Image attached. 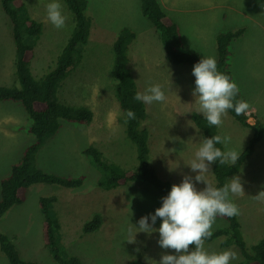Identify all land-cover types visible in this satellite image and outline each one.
Wrapping results in <instances>:
<instances>
[{
  "label": "rangeland",
  "instance_id": "1",
  "mask_svg": "<svg viewBox=\"0 0 264 264\" xmlns=\"http://www.w3.org/2000/svg\"><path fill=\"white\" fill-rule=\"evenodd\" d=\"M160 1L171 21L169 23L178 28L181 47H184L182 51L195 53L201 58L216 59L219 33L245 30L232 45L231 67L237 84L251 105L248 114L258 115L264 127V0ZM21 2L32 18L43 24L42 35L34 48L35 56L31 59L33 74L41 77L54 66L62 48L68 44L74 31L73 18L62 0H58L67 21L64 27L57 29L47 19L46 12V5L53 0ZM87 2V15L92 20L90 37L84 46L82 62L70 70L63 84L60 99H66L73 107L90 108L94 112L93 121L83 126L65 123L46 141L36 161L38 168L48 172L72 177L83 175L84 185L80 189L58 185L31 187L26 200L0 219V233L13 241L23 260L56 264L43 238L44 215L39 209L40 198L56 197L51 215L60 222L61 246L68 254L78 257L83 264H130L132 260L154 264L150 260L159 262L162 254L175 255V250L159 246L158 232L151 235L140 232L135 243H128L127 229L131 223L139 227L138 221L142 217L154 214L162 206L163 197L151 184L140 182L111 191L99 189L97 182L101 174L83 151L93 146L103 153L108 163L127 170L136 164V147L128 139L122 123V111L114 95L116 80L111 73L115 38L121 29L127 28L136 34L129 58L138 91L143 93L150 86L159 84L168 97L164 103L146 104L148 118L145 127L150 134V159L154 169L161 180L171 181L172 185L180 184L185 176L194 180L197 173L192 172L189 165L196 159L202 139L199 129L197 132L189 124L192 113L197 112L192 95L196 78L192 75L193 67L175 65L168 58L159 33L143 15L139 0ZM13 30L14 25L0 0V87L18 85ZM228 115L223 118V126L218 127L222 135L231 137L227 148L223 145L224 150L234 149L241 153L249 144L253 131L243 128ZM27 118L22 106L0 102V193L1 181L33 141V137L22 130L30 124ZM235 176L241 177L245 195L232 199L239 206L242 234L251 247L264 237V202L254 198L264 191V137ZM205 179L214 186L212 167ZM205 187L204 183H196L197 190ZM95 214L102 217L101 228L84 234L85 223ZM161 223L158 218L154 227L159 229ZM224 225V220L216 218L211 231ZM204 245L209 253L235 251L238 259L231 264L243 259L236 247L220 248L219 240ZM191 250L194 245L190 246ZM0 264H9L1 249Z\"/></svg>",
  "mask_w": 264,
  "mask_h": 264
},
{
  "label": "trees",
  "instance_id": "2",
  "mask_svg": "<svg viewBox=\"0 0 264 264\" xmlns=\"http://www.w3.org/2000/svg\"><path fill=\"white\" fill-rule=\"evenodd\" d=\"M63 1L73 18V34L69 37L70 40L66 47L62 48L54 66L43 76L37 77L32 72L31 59L35 56L34 48L42 35L43 24L31 17L27 7L21 0H1L5 14L14 25V64L18 85L0 87V102H10L22 106L30 120L29 127L25 128L24 131L33 137V141L23 150L21 159L12 165L11 172L1 181L0 219L11 208L20 206L26 200L31 187L58 185L67 189H78L84 182L83 176L58 175L57 173L43 171L36 166L39 151L49 138L60 131L63 123L87 125L93 120V113L88 108L68 106L61 103L58 98L59 90L68 77L70 69L80 64L84 58V46L88 43L92 27V20L87 15V0ZM140 6L143 15L159 33L166 49V55L175 65L194 67L202 59L195 53L182 51L184 47H181L183 44L179 40L178 28L173 23H169L170 20L159 0H140ZM244 32V29L237 32H221L216 40L218 71L229 75L236 83V77L231 67L232 45ZM135 39L136 34L130 29L123 28L120 30L113 44L114 59L111 73L116 80L114 95L123 113L127 137L136 147L137 166L126 171L120 166L110 164L104 160L103 153L93 146L86 148L83 154L91 160L101 173L98 182L100 188L112 190L129 183L141 182L151 184L159 195L166 197L171 191V181L161 180L153 168L149 159V134L144 127L147 117L146 109L143 102L133 99L138 90L132 73L129 49ZM239 89L237 99L246 101L240 86ZM129 109L136 113V119L125 123L126 112ZM228 112L238 124L251 129L253 135L235 165L231 163L221 165L219 161L212 164L215 187H223L228 179L239 173L243 165L254 154L256 145L264 137L263 122L258 115L247 113V115L237 116L234 110H228ZM191 120L194 121L197 128L202 130L203 138H212L214 135L220 134L217 127H210L207 124L202 114H192ZM250 120L254 123L250 124ZM216 147L224 150L222 144H218ZM56 201V197L39 199V209L44 215L43 238L45 244L49 247L56 264H83L78 257L68 254L61 246L60 223L57 218L51 215L53 203ZM217 218L225 221L224 229L219 228L217 231L212 232L211 237L206 239L204 243L219 240L220 248L236 247L243 258L237 264H264V237L255 245L249 247L243 237L238 216L226 217L218 214ZM101 226L102 217L95 214L84 225L83 233H94ZM233 226L237 230L232 228ZM235 232H237V236ZM0 249L6 255L9 264H35L23 260L13 241L2 233H0ZM130 264L142 263L132 260Z\"/></svg>",
  "mask_w": 264,
  "mask_h": 264
},
{
  "label": "clouds",
  "instance_id": "3",
  "mask_svg": "<svg viewBox=\"0 0 264 264\" xmlns=\"http://www.w3.org/2000/svg\"><path fill=\"white\" fill-rule=\"evenodd\" d=\"M62 2L68 9L65 2L63 0ZM62 8L63 6L61 3L58 2V0H53V2L48 3L46 5L47 19L57 29L64 27L67 21V17L63 14ZM192 75L196 78L195 88L192 92V95L195 98L194 105L197 106L196 110L198 114L203 115L204 119L207 121V124L210 127L212 126H215L217 128L222 127L223 118L229 114L228 110H234L235 114L237 116H240L242 114L247 115L248 111L251 109V105L249 102L244 101L243 99H239V100L237 99V96L240 92L239 86L234 80L231 79L229 75L223 74L220 71H218L217 60L214 57H202V59L194 65ZM62 87L60 88L58 93L59 101L65 105L71 106L70 104H67L68 102L66 99H64V101H61L60 99L61 96L60 91ZM133 99L144 103L146 109V115H147L146 119H147L148 112H147L146 104L151 105L154 102L164 103L167 101L168 97L165 94V92L162 90V86L156 84L147 88L146 91L143 93L138 91L133 97ZM79 107H85V106H79ZM88 109L93 113V117H94V112L90 108ZM27 119L29 120V118ZM135 119H136V113L131 109H129L126 112L125 123H128L129 120H135ZM122 123L124 124L123 117H122ZM145 123L146 120L144 122V127H145ZM253 123L254 122L252 121V124ZM64 124L65 123H63V125ZM189 124L190 126L195 127L198 132L199 128L194 126V121H190ZM145 128L147 129L149 134L148 128L147 127ZM24 129L25 128H22V130ZM199 131L202 134V139L201 142L199 143L198 151L195 154L196 159H194L189 165L192 172L197 173V175H195L194 180L191 176H185L180 184L172 185L169 194L166 197L162 198V206L157 208L154 214H149L147 216L142 217L138 221L139 227H136L131 223V225L127 229L128 243H135L136 235L140 232L147 233L148 235H151L154 232H158L159 246L162 249L175 250L176 253L175 255L162 254L159 262L150 260L153 261L154 264H231V261H235L238 259V254L232 250H226L219 253L216 252L209 253L205 249L204 241L211 237L212 235L211 230L213 228V225L215 224V220L218 214L220 216H226V217H234L240 214L239 206L233 201L232 198L235 196L245 195L243 182L240 176L234 175V177L232 176L231 179H228V182H226L223 185V187H215L205 179V175L211 172L212 164L216 163L217 161H219V164L221 165L227 163H231L232 165H235L239 161L241 153L245 150L246 147L243 149L241 153L237 152L234 149H229L227 151H224L221 148L216 147V145L222 144L225 146V148H227V145L231 141L230 136L222 135L221 130L219 131L218 129L220 134L214 135L212 138H203L202 130L199 129ZM148 145H149V159H150L151 151H150L149 140H148ZM20 159L21 157L17 161H19ZM150 161L152 162L151 159ZM91 164L99 173V171L93 165L92 162ZM36 166H37V162H36ZM135 166H137V160H136V164H134L133 167ZM133 167H131L130 169H132ZM125 170L128 171L127 169ZM84 181H85V177H84ZM98 182H97V187L99 189L103 191H109L100 188L98 186ZM197 182L206 184V187L203 190H197L196 188ZM133 183L136 184L138 182H133ZM140 184L142 183L140 182ZM83 185L84 182L81 187H83ZM127 185L120 187H125ZM254 198L256 200L264 202V191H260L257 196H254ZM158 218L162 220V223L159 229H156L154 225L156 224ZM149 220H151V224L149 223ZM190 245H194V250L190 251Z\"/></svg>",
  "mask_w": 264,
  "mask_h": 264
},
{
  "label": "bare ground",
  "instance_id": "4",
  "mask_svg": "<svg viewBox=\"0 0 264 264\" xmlns=\"http://www.w3.org/2000/svg\"><path fill=\"white\" fill-rule=\"evenodd\" d=\"M29 2H30V1H29ZM26 3H27V2H26ZM28 6H29V3H28ZM244 16H245V15H244ZM241 87H242V86H241ZM193 100H194V99H193ZM193 100H192V101H193ZM221 134H222V133H221ZM223 135H224V134H223ZM232 224H233V223H232ZM230 225H231V224H230ZM234 225H235V224H234ZM235 226H237V225H235ZM238 227H239V226H238ZM232 228H234V226H233ZM235 228H236V227H235ZM235 228H234V229H235ZM223 229H224V228H223ZM234 229H233V230H234ZM236 230H237V228H236ZM215 231H217V230H215ZM230 231H231V230H230ZM215 233H216V232H215ZM220 233H221V231H220ZM236 233H237V232H235V234H236ZM233 234H234V233H233ZM217 235H218V234H217ZM233 236H234V235H233ZM236 236H237V234H236ZM231 239H232V238H231ZM224 242H225V241H224ZM225 243H226V242H225ZM222 245H223V244H222ZM124 257H125V256H124ZM263 258H264V257H263ZM120 259H121V258H120ZM125 259H126V258H125ZM127 260H128V258H127ZM115 261H116V260H115ZM118 261H119V260H118ZM114 263H115V262H114ZM116 264H117V263H116Z\"/></svg>",
  "mask_w": 264,
  "mask_h": 264
}]
</instances>
